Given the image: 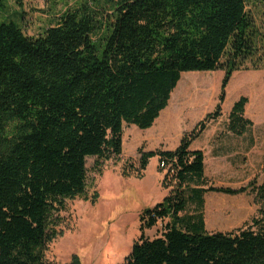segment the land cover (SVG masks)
<instances>
[{
    "label": "trees",
    "instance_id": "16d2710c",
    "mask_svg": "<svg viewBox=\"0 0 264 264\" xmlns=\"http://www.w3.org/2000/svg\"><path fill=\"white\" fill-rule=\"evenodd\" d=\"M247 1L73 0L36 36L0 16V264H47L65 200L88 199L87 158L118 156L124 123L151 127L182 72L217 69L224 75L214 109L174 149L139 150L135 175L157 157L170 188L141 212L139 236L120 264H264V178L236 189L211 185L202 150L189 149L221 115L233 72L264 69ZM247 102L241 95L230 109L234 134L251 125ZM208 191L251 192L256 214L235 231L208 232ZM190 204L195 211L181 214ZM166 218L159 236H145ZM68 264L80 263L73 255Z\"/></svg>",
    "mask_w": 264,
    "mask_h": 264
},
{
    "label": "rangeland",
    "instance_id": "374dc122",
    "mask_svg": "<svg viewBox=\"0 0 264 264\" xmlns=\"http://www.w3.org/2000/svg\"><path fill=\"white\" fill-rule=\"evenodd\" d=\"M72 5L73 0H21L20 4L15 0H5V9L0 12V16L17 21L25 35L36 36L51 25L56 14ZM246 9L263 38L260 45H263L264 51V0H248ZM19 13H21L20 18ZM247 67L234 71L227 84V98L223 103L224 114L233 101L238 100L241 95L247 96V116L252 120L254 130L263 133L264 136V81L255 75L257 73L255 69ZM191 72L205 76L201 78L184 75ZM182 74L181 86L184 89L182 95L193 101L181 109L179 121L164 132L165 135L160 142L166 149L172 148L183 134L189 133L198 121L214 109L224 71L221 69L186 71ZM147 132V129L124 123L122 149L118 156L109 159L87 158L88 199L76 197L65 200V207L59 212L57 220L59 224L57 230L60 235L47 246L45 251L47 264H68L73 255L80 264H120L124 261L139 236L141 212L161 201L170 188L162 185L163 172H160L155 157L149 159L142 177H137L134 173V168L138 166L139 150L154 147L152 141H144ZM146 142L149 143L148 147ZM255 153L254 159L257 160L252 169L256 170L251 180L255 178L256 182L260 183L264 178L263 137L258 142ZM210 168L208 162L207 169L210 171ZM208 175L213 179H209V184L217 187L239 184L245 186L251 181L246 183L243 177L226 174L223 176L224 184L217 182L214 175L210 173ZM226 178L230 181L227 182ZM93 197L95 201L92 202L90 199ZM205 198L207 207H213L212 212L209 209L206 211V229H212V232L235 231L248 222L258 208L251 192L239 196L211 191ZM220 199L230 202L223 201L224 220L217 214L220 211L216 208L221 204ZM231 202L233 205L241 204L246 208V213L237 214L238 211L232 210ZM194 211L193 205L190 204L181 214ZM168 221L167 218L158 221L154 227L144 231L145 236L148 238L159 236Z\"/></svg>",
    "mask_w": 264,
    "mask_h": 264
},
{
    "label": "crops",
    "instance_id": "0c3cea01",
    "mask_svg": "<svg viewBox=\"0 0 264 264\" xmlns=\"http://www.w3.org/2000/svg\"><path fill=\"white\" fill-rule=\"evenodd\" d=\"M255 70L257 71L255 75H257L260 79L264 81V70L263 69H255ZM182 75L183 74L181 73L180 80L178 81L176 87L171 92L168 105L160 112L159 116L156 118L153 125L149 128H146L148 132L146 138H144V141L145 140L152 141L151 143L154 146L153 149L161 148L164 150H172L180 142L181 138L172 148L166 149L165 147H163V143H161L160 141L163 139V136L165 135L164 132H167L168 129L172 128L173 124L177 123L176 121H179V115H181V109L193 101V99L184 97L182 95L183 94L182 91L184 90L182 88L183 86H181V80L183 77ZM184 75L196 76L201 78L205 76L196 72L185 73ZM226 98L227 96H225V100ZM235 101H233L226 108L225 114L222 104L221 115L216 119L210 121L205 127V129L189 145L190 150H202L204 154V175L210 180L213 179H211L212 176L208 175V173L214 175L215 178L218 180L217 182L219 183L223 181V176L226 174H235L238 177H243V180L246 183L249 180H251V177L254 176L256 170V169H252V167H255V163L257 160L254 159L256 154L255 151L258 147V142L261 141V137L264 138L263 133H258L256 130H254V124L252 120L247 116V112H246L247 106H245L244 116L251 121V125L247 127L246 130L240 135L234 134L228 130L227 128L228 115ZM148 144L149 143L146 144L147 147ZM146 150H152V149H149L148 147ZM155 158L157 159V157ZM208 162L210 163L211 166L210 171L207 169ZM207 170L208 173L206 172ZM226 181L228 182L230 181V179L226 178ZM222 183L225 184V182ZM241 185L242 184H239L238 186L228 185L227 187L236 189L238 187H241ZM209 192L211 191L204 193V228L206 231L212 232V229L209 230L206 229V211L209 209V211L212 212L213 209L212 206L207 207L206 205L207 203L205 196ZM246 193L247 192L238 193L237 195L242 196L245 195ZM216 198L219 199L218 196H216ZM219 201H221V204H218V207L216 208L218 209L217 211L220 210L222 211V213H220L219 211L217 212V214L218 216H221L222 219L224 220L225 218L223 213L225 207L224 202L225 203H230V202L227 200L224 201L222 199H220ZM231 205H232L231 206L232 210L238 211L237 214L246 213L245 211L246 208L241 206V204L233 205V202H231Z\"/></svg>",
    "mask_w": 264,
    "mask_h": 264
},
{
    "label": "built area",
    "instance_id": "2783aa9c",
    "mask_svg": "<svg viewBox=\"0 0 264 264\" xmlns=\"http://www.w3.org/2000/svg\"><path fill=\"white\" fill-rule=\"evenodd\" d=\"M158 165H159L160 168H163L164 171L166 170V169H165L166 167H165V164H164V163H160V164H158Z\"/></svg>",
    "mask_w": 264,
    "mask_h": 264
}]
</instances>
